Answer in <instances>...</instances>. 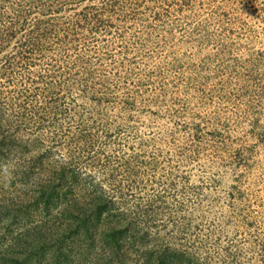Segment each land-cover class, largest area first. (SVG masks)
I'll list each match as a JSON object with an SVG mask.
<instances>
[{
    "label": "rangeland",
    "instance_id": "obj_1",
    "mask_svg": "<svg viewBox=\"0 0 264 264\" xmlns=\"http://www.w3.org/2000/svg\"><path fill=\"white\" fill-rule=\"evenodd\" d=\"M0 264H264V0H0Z\"/></svg>",
    "mask_w": 264,
    "mask_h": 264
},
{
    "label": "trees",
    "instance_id": "obj_2",
    "mask_svg": "<svg viewBox=\"0 0 264 264\" xmlns=\"http://www.w3.org/2000/svg\"><path fill=\"white\" fill-rule=\"evenodd\" d=\"M96 207H97V211H98V213L96 215L100 217L105 212L106 207L105 206H101V205H100L101 208L99 206H96ZM92 218H93L92 216L84 217L83 220L82 219L80 220L82 222V224L78 225V226H81L82 228H85V231L87 232L88 227L92 225V223H91L92 222V220H91ZM108 237L111 238V242H112V244L114 246H116L118 244V239L115 237V235H109ZM14 244L17 245L18 244L17 241H15ZM59 253L60 252H58V254L57 253H53V254L57 258L58 255H60Z\"/></svg>",
    "mask_w": 264,
    "mask_h": 264
}]
</instances>
